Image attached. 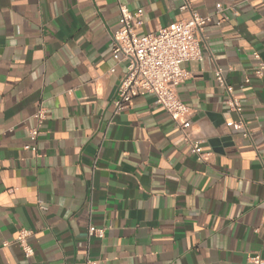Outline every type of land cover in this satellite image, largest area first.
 Returning a JSON list of instances; mask_svg holds the SVG:
<instances>
[{
  "label": "crops",
  "instance_id": "0c3cea01",
  "mask_svg": "<svg viewBox=\"0 0 264 264\" xmlns=\"http://www.w3.org/2000/svg\"><path fill=\"white\" fill-rule=\"evenodd\" d=\"M119 3L140 14L138 35L192 11L210 16L196 35L201 59L181 64L189 77L177 86L206 160L153 95L115 110ZM254 53L264 61V0H0V264L264 259V76ZM39 106L46 118L31 140ZM239 118L245 136L232 126Z\"/></svg>",
  "mask_w": 264,
  "mask_h": 264
},
{
  "label": "built area",
  "instance_id": "2783aa9c",
  "mask_svg": "<svg viewBox=\"0 0 264 264\" xmlns=\"http://www.w3.org/2000/svg\"><path fill=\"white\" fill-rule=\"evenodd\" d=\"M121 27L113 32L110 48L114 54L120 53L125 61V72L120 79L116 97L113 101L116 111L130 106L132 99L139 92L154 96L155 102L161 105L170 116L171 120L180 129L184 141L189 150L200 160H206L207 154L202 151L203 140L196 138L192 132V123L189 120L190 108L179 98L177 86L189 77V72L181 67L188 60H200L201 51L197 34H202L206 25L211 21L210 16H202L197 12H191L187 19L171 22L155 32L138 35L135 32L140 20L133 22L139 13L133 14L122 3L118 4ZM258 60L255 75L258 78L264 76V61L258 53L253 54ZM218 86L227 91L226 104L228 108L237 113L241 104L232 95V89L225 82L219 68L214 71ZM248 81V79H246ZM35 125L27 128L31 140H35L42 122L46 118V110L43 106L34 113ZM236 130H242L247 135L245 123L239 118L232 122ZM35 149V146H33ZM103 228H88L89 235L103 236ZM29 230L22 229L16 241L20 244L24 254L33 253L27 238ZM251 264H264V259L259 254L248 255ZM86 264H98L93 260H86Z\"/></svg>",
  "mask_w": 264,
  "mask_h": 264
}]
</instances>
